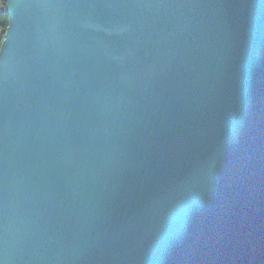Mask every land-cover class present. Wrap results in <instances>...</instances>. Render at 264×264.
<instances>
[{
  "label": "water",
  "instance_id": "water-1",
  "mask_svg": "<svg viewBox=\"0 0 264 264\" xmlns=\"http://www.w3.org/2000/svg\"><path fill=\"white\" fill-rule=\"evenodd\" d=\"M6 1L0 264H264V0Z\"/></svg>",
  "mask_w": 264,
  "mask_h": 264
},
{
  "label": "trees",
  "instance_id": "trees-1",
  "mask_svg": "<svg viewBox=\"0 0 264 264\" xmlns=\"http://www.w3.org/2000/svg\"><path fill=\"white\" fill-rule=\"evenodd\" d=\"M6 3V0H2V2H0V49L5 37L6 30L9 26V15L6 7L4 6V4Z\"/></svg>",
  "mask_w": 264,
  "mask_h": 264
},
{
  "label": "snow or ice",
  "instance_id": "snow-or-ice-1",
  "mask_svg": "<svg viewBox=\"0 0 264 264\" xmlns=\"http://www.w3.org/2000/svg\"><path fill=\"white\" fill-rule=\"evenodd\" d=\"M2 2V0H0ZM5 7H7V4H4ZM218 155L217 156H210L209 159L205 163V171H206V176L210 180L214 174L215 168L217 166L218 162Z\"/></svg>",
  "mask_w": 264,
  "mask_h": 264
}]
</instances>
